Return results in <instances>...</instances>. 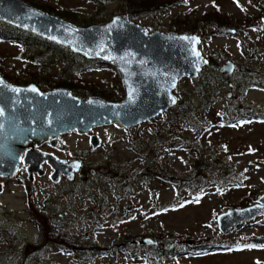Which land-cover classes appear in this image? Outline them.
<instances>
[{
	"label": "rangeland",
	"instance_id": "rangeland-1",
	"mask_svg": "<svg viewBox=\"0 0 264 264\" xmlns=\"http://www.w3.org/2000/svg\"><path fill=\"white\" fill-rule=\"evenodd\" d=\"M34 1L84 18L92 15L101 24L126 13L148 32L169 33L184 23L196 24L192 33L201 37L199 49L212 63L177 83V103L169 113L132 127L111 123L90 133H63L56 147H44L65 161H83L72 180L63 176L53 183L46 163V174H36L32 181L24 170L0 178V264H157L141 255L149 246L127 245L144 237H158L167 248L174 242L169 249L176 253L159 264H264V244L245 241L264 237V217L226 233L216 221L219 213L244 207L250 196L264 190V119L236 112L242 105L264 112V87L259 84L264 12L258 13L256 0H180L138 13L129 11L127 0ZM214 6L229 15L235 34H215L216 23L199 21ZM227 59L241 71L221 74ZM66 66L60 57L40 61L18 41L0 40V70L18 77L19 84L34 82L47 91L44 84L67 80L81 98L88 97L85 87L93 84L123 98L122 83L115 79L119 72L111 64L91 60L85 67ZM91 133L100 138L95 149ZM169 175L180 180H163ZM40 220L48 224L45 237ZM53 238L63 242L53 244ZM40 243L49 247V254L24 262L26 251H35Z\"/></svg>",
	"mask_w": 264,
	"mask_h": 264
},
{
	"label": "water",
	"instance_id": "water-1",
	"mask_svg": "<svg viewBox=\"0 0 264 264\" xmlns=\"http://www.w3.org/2000/svg\"><path fill=\"white\" fill-rule=\"evenodd\" d=\"M0 21L66 46L89 60L111 64L120 74L124 92L116 101L101 96L81 98L64 87L44 91L34 82L14 84L0 75V177L15 176L23 163L32 181L36 174H45L42 165L46 163L52 169L49 177L53 183L63 176L72 180L82 167L81 160L65 161L30 148L45 141L56 147L57 137L71 131L90 133L96 126L111 123L132 127L155 118L176 104L173 90L177 83L184 77H196L208 61L199 49L197 33L148 32L120 13L103 24L77 26L26 0H0ZM213 32L233 35L237 29L222 25ZM235 69L236 63L227 59L219 71L230 76ZM89 141L95 149L100 138L91 133ZM258 217H264V192L250 205L219 213L216 221L226 233ZM245 241L261 245L264 237H246ZM129 244L155 247L159 241L144 237Z\"/></svg>",
	"mask_w": 264,
	"mask_h": 264
},
{
	"label": "trees",
	"instance_id": "trees-1",
	"mask_svg": "<svg viewBox=\"0 0 264 264\" xmlns=\"http://www.w3.org/2000/svg\"><path fill=\"white\" fill-rule=\"evenodd\" d=\"M26 1L46 11L59 15L67 19V21H70L71 23L77 26L102 23V22L100 23L96 22L92 15L88 16L87 18H84V17H80L77 11H74L71 9H62L59 7H55L49 3L35 2L34 0H26ZM179 1L180 0H127V3L129 4L130 12L138 13L140 11H145V10H154L157 7L171 5ZM254 4L256 5L255 7L258 8V11H259L258 13L262 14L264 12V0H256ZM123 14H126V13H123ZM199 16H200L199 21L203 22L206 26L209 25L210 23H216V26H222V25L229 26L231 24L229 15H227L226 13H223L220 10L219 6H214L207 10L205 9ZM196 27H197L196 24L194 26H190L187 23H184L182 27H178L177 30H174L173 32L179 33L182 30L181 32L192 33V32H195ZM0 40L18 41L20 45L24 47V49L28 50L30 54L34 56L35 59H40V61L52 60L53 57H60L66 61L67 66L65 68L67 70L78 68V67L79 68L85 67L88 63L91 62V60L87 59L86 57L80 54L73 52L70 48L66 46L57 44L41 36H38L31 32L22 30L20 28L12 26L3 21H0ZM207 60L208 61L206 65H208L209 63H212L211 57H208ZM235 71H241V66L239 64H236ZM0 75L8 82L11 81V83H14V84L20 83L18 77L8 76L4 74L3 72H1V70H0ZM32 78L35 79V77H32ZM115 79L117 82L120 83L121 81L120 74L116 73ZM72 83L73 82H70L67 80H61L59 82L48 83L44 85H46L50 89L57 88V87H64L72 91L73 89H77V87L73 86ZM250 84H251L250 82H244L245 86H248ZM259 84L264 87V74H262V76L260 77ZM84 91L87 96H101V97H104L112 101L117 100L115 96L110 94V92H108L107 90L98 88L95 84L85 87ZM241 107L242 108L236 109L237 114L245 115V117L247 118L264 119V112L260 108H257L254 106H247V105H242ZM165 113L166 114L169 113V109L166 110ZM197 163L199 165V163H201V160H199ZM175 177L177 176L169 175L163 180L170 181V182L180 180V179H177L178 177L177 178ZM255 199H257L256 194L250 196L248 198V202L244 203L245 206L250 205L253 202H255ZM38 224L40 228L42 229L43 236L45 237L47 235V232L49 231L48 224L46 223V221H41V220L38 221ZM155 239H158V237H156ZM51 241H52L51 243L57 244V245L60 242H63L59 238L58 239L53 238L51 239ZM27 245L28 246L32 245V243H29ZM143 247L137 246V248L144 249ZM145 248L146 250L143 252V254L141 253V255H144V256L147 255V257H150L156 260L157 264H159L158 261H161L162 258L169 257L170 255H173L176 253L175 250L169 249L167 247H162L161 244H158L157 247L149 246ZM35 249L36 250L33 252H31V249L26 251L25 256L27 257L25 258L24 262H26L27 260H31V259L40 260L41 256L43 257V254L39 252L38 247Z\"/></svg>",
	"mask_w": 264,
	"mask_h": 264
},
{
	"label": "flooded vegetation",
	"instance_id": "flooded-vegetation-1",
	"mask_svg": "<svg viewBox=\"0 0 264 264\" xmlns=\"http://www.w3.org/2000/svg\"><path fill=\"white\" fill-rule=\"evenodd\" d=\"M57 141H58V137H57ZM58 144H59V141H58ZM57 144V145H58ZM48 146H51L50 145V142L49 141H45V142H43V143H41L40 145H34V147L33 148H30L32 151H34L35 149H38V150H40V151H45V152H48V153H51L50 152V150H48V149H46V148H44V147H48ZM53 147V146H52ZM81 162H82V165H83V161L81 160ZM43 166V165H42ZM25 171L26 172V165H24L23 163H20L19 164V167H18V171H17V173H19V172H21V171ZM46 174V173H45ZM28 176V175H27ZM0 178H3V177H0ZM2 192V187H1V185H0V193ZM262 192H264V190L262 191ZM261 192V193H262ZM260 193V194H261ZM259 194V195H260ZM43 235V234H42ZM137 246V245H136ZM38 249H39V251H42V252H40V253H42L43 254V256H45V255H47V254H49V252H50V249H49V247H47L46 246V244H42L41 245V243L39 244V247H38Z\"/></svg>",
	"mask_w": 264,
	"mask_h": 264
}]
</instances>
